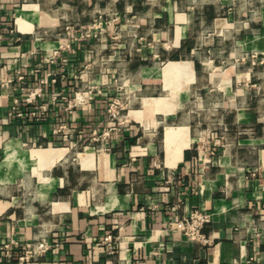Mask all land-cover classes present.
I'll use <instances>...</instances> for the list:
<instances>
[{"label":"crops","instance_id":"0c3cea01","mask_svg":"<svg viewBox=\"0 0 264 264\" xmlns=\"http://www.w3.org/2000/svg\"><path fill=\"white\" fill-rule=\"evenodd\" d=\"M39 242L21 264H264V0H0V264Z\"/></svg>","mask_w":264,"mask_h":264},{"label":"built area","instance_id":"2783aa9c","mask_svg":"<svg viewBox=\"0 0 264 264\" xmlns=\"http://www.w3.org/2000/svg\"><path fill=\"white\" fill-rule=\"evenodd\" d=\"M21 78V76H20ZM40 87L34 88L32 91L26 94L25 101L27 103H34L37 98L42 94ZM119 103L116 99H113L108 107V116L111 120H119L118 112ZM45 106L40 105L37 109L31 111L32 116L38 117L45 111ZM19 115H22L21 112H18ZM209 221V216L207 212H201L199 210H194L190 214L183 216L182 218L176 220L171 225L176 227L178 231L187 239V240H196L203 237V227ZM103 243L105 245L106 251L109 254L115 252V245L113 242V237L111 234H106L103 238ZM4 247L8 249V244H5ZM49 249V245L44 242L36 243L35 245L27 244L23 247L22 254L19 256V264L23 261H28L31 258L46 252Z\"/></svg>","mask_w":264,"mask_h":264}]
</instances>
